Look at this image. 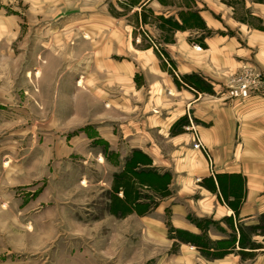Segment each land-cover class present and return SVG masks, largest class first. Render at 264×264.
Returning <instances> with one entry per match:
<instances>
[{"label":"crops","instance_id":"obj_1","mask_svg":"<svg viewBox=\"0 0 264 264\" xmlns=\"http://www.w3.org/2000/svg\"><path fill=\"white\" fill-rule=\"evenodd\" d=\"M3 39L97 102L79 140L96 141L103 203L82 264H264V93L225 94L244 67L264 74V0H0Z\"/></svg>","mask_w":264,"mask_h":264},{"label":"rangeland","instance_id":"obj_2","mask_svg":"<svg viewBox=\"0 0 264 264\" xmlns=\"http://www.w3.org/2000/svg\"><path fill=\"white\" fill-rule=\"evenodd\" d=\"M32 44L0 40V264H82L104 187L96 141L79 138L98 105L61 93Z\"/></svg>","mask_w":264,"mask_h":264},{"label":"built area","instance_id":"obj_3","mask_svg":"<svg viewBox=\"0 0 264 264\" xmlns=\"http://www.w3.org/2000/svg\"><path fill=\"white\" fill-rule=\"evenodd\" d=\"M196 50H200V47H196ZM182 85H185L183 81L175 74ZM264 93V74L252 67H244L241 73L233 78L225 94L228 100L235 99H247L251 95H258ZM193 134V145L194 150L204 151L201 140L190 123L187 127Z\"/></svg>","mask_w":264,"mask_h":264},{"label":"trees","instance_id":"obj_4","mask_svg":"<svg viewBox=\"0 0 264 264\" xmlns=\"http://www.w3.org/2000/svg\"><path fill=\"white\" fill-rule=\"evenodd\" d=\"M181 79H182V81H183L184 84L190 86L191 88H194V87H192L191 85L188 84L187 79H184V78H181ZM253 247L255 248V246H253Z\"/></svg>","mask_w":264,"mask_h":264}]
</instances>
